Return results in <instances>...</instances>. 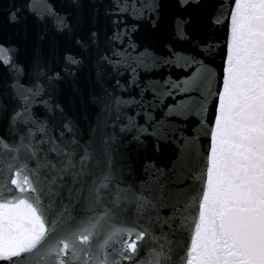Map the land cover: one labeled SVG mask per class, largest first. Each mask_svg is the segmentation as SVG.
<instances>
[{
    "label": "water",
    "instance_id": "1",
    "mask_svg": "<svg viewBox=\"0 0 264 264\" xmlns=\"http://www.w3.org/2000/svg\"><path fill=\"white\" fill-rule=\"evenodd\" d=\"M0 262L264 264V0H0Z\"/></svg>",
    "mask_w": 264,
    "mask_h": 264
},
{
    "label": "snow or ice",
    "instance_id": "2",
    "mask_svg": "<svg viewBox=\"0 0 264 264\" xmlns=\"http://www.w3.org/2000/svg\"><path fill=\"white\" fill-rule=\"evenodd\" d=\"M180 30L182 31V25H181V27H180ZM92 35L95 36L96 34H95V33H92ZM77 42H78V41H77ZM116 42H117V41H116V39L114 38V39H113V43H116ZM119 42H120L121 44L123 43V33L120 34ZM134 47H138V46H135V45H134ZM66 59L70 60L71 63H73V64H76V63L78 62V61L72 59L71 57H66ZM73 74H74V73H73ZM55 78L59 79V74H58V73L55 74ZM0 264H3V262H0Z\"/></svg>",
    "mask_w": 264,
    "mask_h": 264
}]
</instances>
